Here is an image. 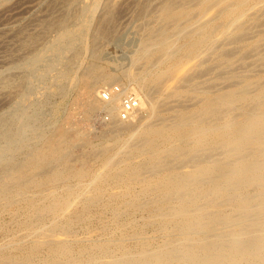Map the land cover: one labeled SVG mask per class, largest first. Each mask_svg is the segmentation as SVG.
Returning <instances> with one entry per match:
<instances>
[{"label":"bare ground","instance_id":"obj_1","mask_svg":"<svg viewBox=\"0 0 264 264\" xmlns=\"http://www.w3.org/2000/svg\"><path fill=\"white\" fill-rule=\"evenodd\" d=\"M63 1L59 13L52 1L23 24L0 22V45L20 40L0 64L30 55L55 27L52 44L24 58V71L46 53L71 66L89 47L80 37L89 29L95 59L97 45L115 31L119 4L129 2L108 0L98 11L100 0ZM131 5L141 38L130 67L120 76L88 63L74 100L83 124L96 109L105 113L110 142H87L72 116L18 160L29 148L18 140L31 116H0V217L8 215L14 229L0 245V264H264V0ZM14 75L0 72L6 102L18 88ZM113 83L139 100L127 121L117 117L119 97L98 96Z\"/></svg>","mask_w":264,"mask_h":264},{"label":"rangeland","instance_id":"obj_2","mask_svg":"<svg viewBox=\"0 0 264 264\" xmlns=\"http://www.w3.org/2000/svg\"><path fill=\"white\" fill-rule=\"evenodd\" d=\"M45 1L46 0H23V1L22 0H0V13H1V15H0V18H1L0 20L1 21L0 22H1V24L3 23L2 26H7V25H11V24L12 25L13 24H20V23L23 24L25 19L28 16H30L32 13L36 14V15L42 14L45 11V8L47 7L45 5H49V3L52 4V1L55 2V4L53 3L54 6H55V9H54L55 13H56V8H57V13H59V10L61 9L60 8L61 6H62V9H63V5H64V7H67L66 3L64 4V1L62 2V0L61 1L57 0L58 3L55 0H52L50 2H49V0H47L46 2H49L48 4ZM59 1L62 2V3H60ZM75 1H76L75 4H77V3L79 4L77 6L88 4V3L89 4L92 3V0H82V1L81 0H75ZM107 1L108 0H100V3L97 4V10L100 11L101 8L103 7V5ZM143 1L144 0H129V2H126V4L125 3L124 4H121V3L119 4L120 5L119 6L120 9H118V14L116 15V18H114L115 19V26H116V27L114 26V28H115L114 30L115 31L112 32L113 34L110 33L107 36V39L104 42H102L103 45L99 43V45H97V46H100V47L98 49L96 47L97 50L95 49L96 51L94 53H96V54L98 53L99 54L98 57H100V58L97 57L95 59L94 58L92 59V57H91L92 56V50H91L92 48L91 47H93V46H91L92 42H90L91 41V39H90L91 38V31L89 29L88 31L87 30H85V32L83 31V33L80 35V37H82V38H89L90 39V40L87 39V43H89L87 46H89V47H87L86 49L80 48V51H78V53L76 55V58H74L73 60L69 61V62L73 61L72 64L70 63L71 66L69 64H67L68 62L66 61V57H64V56H61V57L59 56L58 57L56 54L54 56V55H52L50 53H48V54L46 53V56L45 55L43 56L44 57L42 59L43 62L40 61L34 67L36 69H34V68L32 69L31 68L32 71L30 69L28 71H24L26 69L23 70L21 68V65H23L22 63H24V61H26V60H24V58L27 59L28 58L27 56H30L31 54H34V52L36 50H37V52L40 51V49L42 50L43 45H44V47L47 46L48 42H49V45H51L52 44L51 40H53L54 36H56V34L59 32L58 28L55 27L56 29L53 28V29L50 30V32L48 31L49 33L46 32V34L40 36L38 42L35 44L36 46L34 45V47L32 49L28 50V54H30V55H27V53H26L25 54V55H27L26 57H24V55H23V57H19L20 59H16L13 62L12 65H9L7 67H6V65L0 64V72H5V71L8 72L9 71V72H11V75L15 74L13 76L14 83L16 84V87H18V88H14L13 90L10 89V91L8 92L9 101H7V102H11L10 105H9V103L6 102V100H4V97H2L3 100L0 98V116L1 115H7V114H8L7 116L15 115V116H18V118H23L26 115H28V116L30 115L31 116L30 119H28L29 122H26V125H25L26 126L25 127V134H24V137H23L25 139L21 138L22 139V140L20 139L21 141L18 140V144H22V143L23 144H27L28 143L29 148H27L24 151L20 152V154L16 157L18 160H20L23 156H25L24 153H25L26 150H27L26 152H29V150L32 151L31 148H33L34 145H38L41 142V139L46 135L44 133L48 134L50 132L59 131L61 129V128L59 129V127H62L61 126L62 121H66L69 118H71L72 116H75L72 119L73 124L76 125V127L78 125V128L80 129V131H82V132L84 131L85 133H87L88 136L86 134L84 135V132H83L84 138H85V140L87 142H89L90 144H93V146H100V145L104 144L105 142H107V140H108V142H110L112 140L111 135L109 133L107 134V132H108L107 131V125H108L107 123L109 122V119L106 117V115H104L105 113L102 110L96 109L95 111L91 112V114H90V116L88 118V122L83 124L82 122H79L81 114H78L79 113V111H78L79 109L77 108V106H74V100H75V98H79L78 97L79 94L83 93L84 88L82 89V87H83L82 85L86 81V77L83 74L84 73L83 69L85 68V66L88 63H92V62L96 61L95 62L96 65L100 66L101 68H104V70L111 71L112 73H115L117 75H120V72H122L123 70H125V69L130 67V59H131L133 53L135 52V50H137V49H135L136 48L135 46L140 43V38H141V33H140V30H139V26H140L139 24H141V23L138 22L139 21L138 19H137L138 21L135 20L133 14H132V11H131V7H132L131 4L141 3ZM56 3L59 4V6H60V7L58 6L59 8L57 7ZM122 5H124L126 7L125 10L128 9L126 11L128 14L123 11V9L125 7L122 6ZM5 8H6V10L9 8V11L7 10L8 12L7 11L3 12L2 10H5ZM132 10H133V8H132ZM130 14H132V15L129 16ZM119 15H121V16H119ZM4 17L6 19H3ZM9 17L12 20L14 19V22L12 20H10ZM116 19H118V20H116ZM6 20H8V22L10 20V22H9L10 24ZM137 22L139 24H137ZM83 35H84V37H83ZM1 37H3V35ZM8 40L9 41L12 40V41L9 42ZM6 43H8V45L10 47L6 48L5 47ZM101 45H102V47H104V45H105V47L101 48ZM19 46H20L19 38L5 39L4 45H2V44L0 45V57L3 56V55L6 56L7 53L9 52L10 48H13V49L17 50L19 48ZM30 51H31V53H30ZM16 53H18V51H16ZM88 56H90V57H88ZM50 57H51V59H50ZM54 57H56L55 60H54ZM111 59H113V60H111ZM52 63L54 64L53 69L48 71L49 73L48 72L44 73V77L40 76L39 74L43 73V70L46 69L45 68L46 65L52 64ZM24 65H26V64H24ZM120 65H121V67H120ZM118 67H119V69H118ZM15 68H16V70H14ZM17 68H19V69H17ZM11 69H12V71H11ZM59 71H63L62 73L66 74V75L63 74V77L56 78V76L58 75L57 73ZM75 71H76V73H75ZM45 75H46V77H45ZM77 75H78V77H77ZM20 77L23 78V82L21 84L19 83L20 82L19 81ZM49 77H51V78H49ZM69 77H71V78H69ZM17 79H19V80H17ZM24 79H25V81H24ZM36 79L38 80V82H37ZM123 79H125V78H123ZM15 80H17V81H15ZM28 80H29L30 83L28 82ZM68 82H69V84H68ZM124 82L127 83L128 81L124 80ZM18 84H20V85H18ZM114 84H116V83H113L112 85H114ZM108 86H111V85H105L104 87H108ZM19 88H20L21 92L19 91ZM34 88L35 89L37 88V89L35 90ZM101 89H102V87L100 88V90ZM80 90L82 91L81 93H80ZM19 92H20V94H18ZM63 93H65V94H63ZM22 94H23V98L21 97ZM47 94H48V96H47ZM57 95H58V97H57ZM31 98H33V99H31ZM51 98H53V99H51ZM22 99L24 101H21ZM37 100H39V101H37ZM3 101H4V103H3ZM20 101H21L22 104L20 103ZM29 102H31V103H29ZM18 105H19V107H18ZM9 106H12V107L9 108ZM6 108H7V110H6ZM8 108H9V110H8ZM74 108H76V109H74ZM32 110H33V115H32ZM74 110H76L77 112L74 111ZM4 112H5V114H4ZM19 112H21V113H19ZM103 120H105V121H103ZM27 123H29V124H27ZM31 128H33V129H31ZM38 133H39V135H37ZM103 135H105V136H103ZM122 136L126 137V135H123V134H122ZM36 138L37 139L39 138V139L37 140ZM0 142H1L0 146L2 144L4 145V142L2 140H0ZM36 142H37V144H36ZM79 153H80L79 148H75L74 149V154L77 155ZM73 164H75L76 167L78 166L77 162H75V161H74ZM0 167H1V165H0ZM0 221L2 223L3 228L5 227L4 229L0 228V230L2 231V232L0 231V245H1V244L5 243L6 240H7V237H6L5 233L8 232V231H12L14 229L12 228L13 227V223L9 219L8 215H3V217L1 216L0 217ZM91 227H93L92 229H94V226H91Z\"/></svg>","mask_w":264,"mask_h":264},{"label":"built area","instance_id":"obj_3","mask_svg":"<svg viewBox=\"0 0 264 264\" xmlns=\"http://www.w3.org/2000/svg\"><path fill=\"white\" fill-rule=\"evenodd\" d=\"M98 96L103 102H110L116 97L120 98L117 117L121 121H127L137 109L139 104V100L134 94V91L130 89L123 90L117 84L102 88L99 91Z\"/></svg>","mask_w":264,"mask_h":264}]
</instances>
